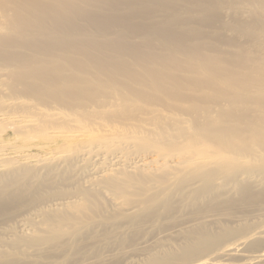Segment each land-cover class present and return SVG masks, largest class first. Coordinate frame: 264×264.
<instances>
[{
    "label": "bare ground",
    "instance_id": "1",
    "mask_svg": "<svg viewBox=\"0 0 264 264\" xmlns=\"http://www.w3.org/2000/svg\"><path fill=\"white\" fill-rule=\"evenodd\" d=\"M10 131L0 264H264V0H0Z\"/></svg>",
    "mask_w": 264,
    "mask_h": 264
},
{
    "label": "rangeland",
    "instance_id": "2",
    "mask_svg": "<svg viewBox=\"0 0 264 264\" xmlns=\"http://www.w3.org/2000/svg\"><path fill=\"white\" fill-rule=\"evenodd\" d=\"M15 100L6 97L5 98V104H9L11 102H13ZM9 108V107H8ZM10 109V108H9ZM11 110V109H10ZM24 134H20V135H15L14 132H8V133H1L0 134V146L1 145H5V150L9 151L11 149V147H15L13 148V150H17V149H25V148H29L28 145H26L24 143ZM7 144V145H6ZM33 149V148H32ZM5 151V152H7ZM34 152H39V150H34ZM254 231H263L264 232V224L263 225H258L252 228H249L246 233H252ZM244 236V235H241ZM258 237L256 239H253L251 241H249L248 243H241V247L238 250L234 249H229L230 244H233L234 241L238 240V238H234V239H229L226 240L225 242L222 243V245H220V247H224L225 250H222L220 252H213L210 253L209 258H212L213 260L219 261L221 262L220 264H255V262H253L252 257L254 256V252H259L263 247H261V249H249V246L252 242H254L255 240H257ZM236 251V252H234ZM234 252V253H232ZM57 261H69V263L72 261V258L70 257H62L57 259ZM264 259H262L261 261H259L258 263H263ZM53 264H58V263H53ZM66 264V263H65Z\"/></svg>",
    "mask_w": 264,
    "mask_h": 264
}]
</instances>
